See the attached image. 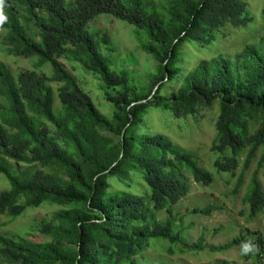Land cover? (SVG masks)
<instances>
[{"label": "trees", "instance_id": "obj_1", "mask_svg": "<svg viewBox=\"0 0 264 264\" xmlns=\"http://www.w3.org/2000/svg\"><path fill=\"white\" fill-rule=\"evenodd\" d=\"M3 11L1 45L7 54L36 57L51 66L52 75L14 74L0 61V174L8 184L0 190V216L13 219L44 203L61 207L36 226L42 241L0 233V264H156L138 257L152 240L222 253L248 239L258 251L241 256L243 262L264 264V233L244 229L219 245L202 236L185 241L182 233L192 225L184 224L175 206L188 195L190 180L209 187L214 175L168 137L137 132L151 104L182 117L217 102L214 168L236 176L232 194L240 191L258 150L264 158V34L232 56L199 60L184 75L179 64L182 43L206 47L225 24L245 26L251 17L244 0H5ZM101 15L135 27L139 49L156 66L145 86L134 84L130 71L115 68L109 38L90 28ZM61 60L100 81L112 105L110 117L100 113ZM177 76L178 89L164 95L165 82ZM51 82L62 84L58 109ZM257 117L261 125L251 133ZM241 153L246 158L237 174ZM134 175L147 187L142 195L109 183L110 178L127 183ZM242 201L250 219L264 212L257 171ZM217 210L208 205L194 212L207 216Z\"/></svg>", "mask_w": 264, "mask_h": 264}, {"label": "rangeland", "instance_id": "obj_2", "mask_svg": "<svg viewBox=\"0 0 264 264\" xmlns=\"http://www.w3.org/2000/svg\"><path fill=\"white\" fill-rule=\"evenodd\" d=\"M154 1L159 3L162 0ZM244 1L247 13L251 17L245 26L232 27L225 24L218 31L216 40L206 47H200L192 42L182 43L179 64L181 75L193 68L201 59H210L218 54L232 56L245 45L258 42L264 34V3L262 0ZM90 28L109 38L115 49L112 53L116 61L115 68L130 71L134 78V84L145 86L150 75L155 72L156 66L154 60L139 49L140 42L135 33V27L108 15H101L90 24ZM4 34L5 30L0 29V61L7 65L14 74L21 71H35L48 77L52 75L51 66L47 63L40 64L36 57L23 59L7 54L1 45ZM61 63L76 78L82 90L89 95L100 113L110 117L112 105L106 100L100 81L75 62L61 60ZM165 84L163 94L170 95L178 89L180 79L177 76L172 82L166 81ZM61 86V83L51 82L55 95V109L60 107L58 92ZM148 102L150 103V101ZM217 116V102L199 107L194 113L182 117H175L170 109L151 104L137 127L138 133L164 135L181 149L194 153L199 164L214 175L213 183L209 187H203L190 180L188 195L175 206L183 218L184 224L192 225L182 233V237L188 243L196 242L202 236L205 243L219 245L239 235L244 229L250 233H264V212L250 219L248 207L242 201L246 185L255 171H257V179L264 190V158H262L261 151L258 150L245 172L244 185L238 193L232 194L237 177L228 173H217L214 168V161L219 158V155L211 151V147L217 144L215 128ZM260 125L261 118L257 117L251 123L250 132H255ZM245 158L246 153H241L240 168H238L237 174L243 166ZM109 183L112 189L126 190L138 195L147 191L145 183L138 175H134L132 180L127 183H121L116 178H110ZM7 187V181L0 174V190ZM208 205L218 207L220 210L211 211L207 216L194 212V209L204 208ZM60 207L57 204L44 203L39 207L26 209L23 214L13 219L0 216V233L42 241L43 238L37 234L36 226L41 221L48 219ZM159 217H162V214ZM138 257L143 263L153 262L156 264H208L222 260L246 264L242 260L239 247L222 253L209 252L208 250L194 252L182 250L180 246L164 240H152Z\"/></svg>", "mask_w": 264, "mask_h": 264}, {"label": "clouds", "instance_id": "obj_3", "mask_svg": "<svg viewBox=\"0 0 264 264\" xmlns=\"http://www.w3.org/2000/svg\"><path fill=\"white\" fill-rule=\"evenodd\" d=\"M4 3L5 0H0V26H2L6 22V16L4 15ZM239 250L241 256H249L254 255L258 251V245L253 243L252 240H244L239 244Z\"/></svg>", "mask_w": 264, "mask_h": 264}, {"label": "water", "instance_id": "obj_4", "mask_svg": "<svg viewBox=\"0 0 264 264\" xmlns=\"http://www.w3.org/2000/svg\"><path fill=\"white\" fill-rule=\"evenodd\" d=\"M157 88H158V85L155 86L154 91H155ZM152 94H153V93H152ZM151 96H152V95H151ZM151 96H150L149 98H151ZM140 102H142V103H146L147 100H143V101H140ZM133 104H134V103H133Z\"/></svg>", "mask_w": 264, "mask_h": 264}]
</instances>
